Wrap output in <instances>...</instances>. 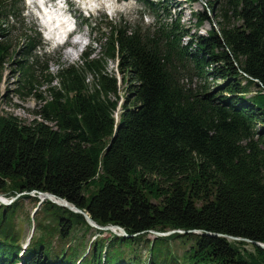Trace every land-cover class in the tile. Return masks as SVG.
<instances>
[{
    "label": "trees",
    "instance_id": "16d2710c",
    "mask_svg": "<svg viewBox=\"0 0 264 264\" xmlns=\"http://www.w3.org/2000/svg\"><path fill=\"white\" fill-rule=\"evenodd\" d=\"M135 1L151 25L105 24L52 75L22 0H0V84L9 70L17 99L41 84L47 93L33 95L40 121L0 113V196L19 195L0 204V264H264V250L228 239L264 244V0H209L217 31L204 35L189 34L169 0ZM108 61L125 85L115 120ZM24 199L36 210L22 248L13 218ZM171 230L184 233L148 238Z\"/></svg>",
    "mask_w": 264,
    "mask_h": 264
},
{
    "label": "rangeland",
    "instance_id": "374dc122",
    "mask_svg": "<svg viewBox=\"0 0 264 264\" xmlns=\"http://www.w3.org/2000/svg\"><path fill=\"white\" fill-rule=\"evenodd\" d=\"M25 1V0H24ZM93 1L94 5H98L102 2H107L113 8L112 12H109V16L103 13L100 10L93 11L92 17L87 23L85 29L83 28V38L87 37L88 43L92 40L97 39L100 32L105 33V24L109 22H117V19H122L124 22L128 23L129 25H136L142 27H147L151 25L153 22V16L148 10L143 8L138 2L135 0H90ZM209 0H169L168 3H165L164 6L167 11L171 13V15H175V18L178 17L179 23L182 25L184 29L188 31L189 34H199L204 35L205 32L209 30V28L214 29L217 31V9L216 6H212V12H207V5ZM22 16L24 19V24L28 27L29 25L35 26L36 19L33 18L30 12H28L25 8V4H22ZM71 14L77 20L82 19L80 13L76 10L75 6H71L69 8ZM139 12L142 14L139 21ZM198 12H205L206 16L208 17V22H203L200 25L195 24L194 15ZM80 15V16H79ZM79 16V17H78ZM35 23V24H34ZM36 27V26H35ZM38 29V28H37ZM42 39V38H41ZM84 40V39H83ZM182 41H185L183 39ZM94 53L98 50V45L94 46ZM86 46L83 48L85 50ZM78 51L71 48L66 51H63V48L58 49L54 48V46L44 45L42 50L38 51V57H44L48 60L47 69L50 74H54L56 71V64H71L78 61L80 56L76 55ZM77 56V57H76ZM41 64V63H40ZM106 70L112 73L115 76L118 86V94H119V101L117 107L115 109V113L113 115L114 120L117 118V114L119 112V104L122 101V97L125 93V85L124 80L121 79V75L115 70V62L108 61L106 64ZM36 73H38V68H36ZM40 83H42L40 81ZM195 82H193L194 84ZM14 88V79L11 76L9 70H5L2 76V81L0 84V93L2 99L0 100V113L9 114L15 116L21 122L28 124L31 121H40L37 116L39 111L40 103L35 99L33 96L34 93H40L42 97L47 98L46 93V86L41 84L39 87H34L31 90L30 97H25L24 99H17L15 95L12 93V89ZM262 94L264 92L262 91ZM50 125V124H49ZM264 128V126H263ZM16 198V197H15ZM14 198V199H15ZM12 198H4L0 196V201L4 204L11 200ZM12 199L11 202L14 200ZM10 202V203H11ZM9 203V204H10ZM21 212L18 213L13 218L14 228L19 236V242L22 245V248L27 244L29 238L32 235V228L30 227L29 218L34 215L36 208L32 204V201H28L26 199L21 201ZM28 219V220H27ZM148 238L152 239V235H149ZM176 245V242H172V246ZM173 247V253L179 254L181 251L180 246ZM145 257V253H144Z\"/></svg>",
    "mask_w": 264,
    "mask_h": 264
},
{
    "label": "water",
    "instance_id": "95a60500",
    "mask_svg": "<svg viewBox=\"0 0 264 264\" xmlns=\"http://www.w3.org/2000/svg\"><path fill=\"white\" fill-rule=\"evenodd\" d=\"M35 193L38 197V199L40 201H42L43 199H46L48 201H50L51 203L57 205V206H60V207H63L69 211H71L72 213H76V214H79L82 216V218L84 219V221L86 222V224L91 227L92 229L94 230H98V231H102V232H111L115 235H118V236H122V237H129L128 235L125 234V232L118 226H98L96 225L93 221H91L88 217V215L84 212H82L81 210L75 208L73 205L71 204H68L66 201H64L63 199L59 198V197H56L52 194H49V193H41V192H35V191H32L30 194H33ZM19 195H16L15 197H17ZM15 197H13L12 199H14ZM11 199V200H12ZM11 200H8L5 204L8 205ZM2 203V201H0ZM194 233L193 231H186L185 233ZM150 235H152L153 237H163V236H167V235H170L172 233H184L182 231H178V230H171V231H168V232H164V233H161V232H155V231H149ZM229 240H234V241H238V242H248V243H251V245H254L256 247H258L259 249H262L264 250V244H259V243H254V242H249L248 240L246 239H242V238H228Z\"/></svg>",
    "mask_w": 264,
    "mask_h": 264
},
{
    "label": "bare ground",
    "instance_id": "6f19581e",
    "mask_svg": "<svg viewBox=\"0 0 264 264\" xmlns=\"http://www.w3.org/2000/svg\"><path fill=\"white\" fill-rule=\"evenodd\" d=\"M44 17H45L47 24H51V25L54 24L57 27V29H59V31L62 30L60 22H59V17L54 11H48V12L45 11ZM75 46H76V50L79 52V50L81 48V43H78V41H73L70 43V49L71 48L75 49ZM76 55H77V53H76Z\"/></svg>",
    "mask_w": 264,
    "mask_h": 264
}]
</instances>
